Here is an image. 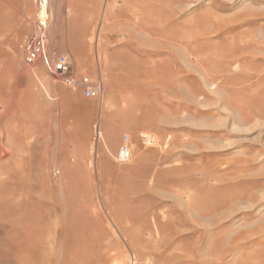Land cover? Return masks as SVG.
Instances as JSON below:
<instances>
[{
  "label": "rangeland",
  "instance_id": "rangeland-1",
  "mask_svg": "<svg viewBox=\"0 0 264 264\" xmlns=\"http://www.w3.org/2000/svg\"><path fill=\"white\" fill-rule=\"evenodd\" d=\"M132 1L0 0V147L27 158L26 180L0 168V264H264V0Z\"/></svg>",
  "mask_w": 264,
  "mask_h": 264
},
{
  "label": "bare ground",
  "instance_id": "bare-ground-1",
  "mask_svg": "<svg viewBox=\"0 0 264 264\" xmlns=\"http://www.w3.org/2000/svg\"><path fill=\"white\" fill-rule=\"evenodd\" d=\"M117 1L118 0H110V3H111V6L112 7H116V5L118 4L117 3ZM124 2H126L122 7H119V8H117L118 9V11H120V12H118V13H120V15L121 14H123V13H130V12H132V11H135V5H134V3H133V1L132 0H124ZM134 9V10H133ZM148 11V10H147ZM150 11V10H149ZM157 11H158V9H157ZM162 12H163V9L160 7L159 8V11H158V17L157 18H150L149 19V22H148V19H147V22L148 23H150V25L153 23H156V24H154V25H156V27H157V29H158V31H160V32H163V33H165L166 32V27L163 25L164 23H165V21H163L162 22V16H161V14H162ZM160 13V14H159ZM152 17H156V16H152ZM160 20L159 21V23H158V21L157 20ZM106 20V19H105ZM156 20V21H155ZM162 25V26H161ZM94 38V37H93ZM93 41H94V39H93ZM90 43H91V41H90ZM127 49H128V46H121V47H119V50H118V52L114 55L115 57L114 58H117V61L118 60H120V59H118L119 58V56L121 57L122 56V58L123 59H125L123 62V65L121 66V69H127L128 67H130V65H131V61H130V55H128L127 53H126V51H127ZM130 54V53H129ZM82 55V54H81ZM121 58V59H122ZM116 60V59H115ZM119 62V61H118ZM122 63V62H121ZM119 69V68H118ZM117 70V69H116ZM122 71V70H121ZM22 73V72H21ZM23 74V73H22ZM26 75V78H28L27 80V82H28V84H30V92H32V90H31V88H32V81H31V76H30V74H25ZM42 79H43V77H41ZM120 79V78H119ZM116 88H117V86H116ZM120 88V87H119ZM118 88V89H119ZM121 89V88H120ZM116 91V90H115ZM110 94V93H109ZM62 97V100L63 101H68V99H69V96L67 95V94H63V96H61ZM65 106H67V105H65ZM101 113V112H100ZM63 119H65V115L63 116V118H62V122H64L63 121ZM60 121V120H59ZM62 127H63V125H62ZM102 130V129H101ZM101 130H100V125H98L97 127H96V134L98 135V137H99V139H100V137H101ZM103 133V132H102ZM78 136V135H77ZM75 138H76V136H75ZM77 139V138H76ZM75 139V140H76ZM19 142V139H17V138H14L13 137V135H9V136H7V140H6V143L8 144L5 148H3L2 146L0 147V154L1 155H4L5 156V154L6 153H9V157L5 160V163L3 164V163H0V168H2V167H8V168H13V170H14V179H16L17 181H22V180H26V175H24V174H26V173H24V169L26 170V168L24 167V165H25V161H26V159L27 158H25L26 156H25V151L23 150H21L18 146H14L15 144H17ZM75 142V141H74ZM26 144V143H25ZM24 145V144H23ZM74 145V144H73ZM21 146V145H20ZM75 146L76 147H78V148H83L85 145H84V140L82 141V140H78L76 143H75ZM69 147V144L67 143V142H65V140H63L62 139V141H61V143H60V150L61 151H64L65 149H67ZM1 155H0V162H1ZM27 155V154H26ZM3 156V157H4ZM157 160V159H156ZM158 160H159V158H158ZM153 161H154V159H153ZM4 162V161H3ZM24 173V174H23ZM4 180V179H3ZM2 183V182H1ZM0 183V184H1ZM46 187H47V185H46ZM168 187V186H167ZM49 188V187H48ZM166 188V187H165ZM5 189H6V187H5ZM48 190H50V189H48ZM54 191V190H53ZM55 192V191H54ZM53 192V193H54ZM2 194V193H1ZM48 194V193H47ZM251 195V194H250ZM240 198H241V196H239ZM242 197H244V195H242ZM250 197V196H249ZM248 197V198H249ZM228 200V199H227ZM238 202H239V198L238 199H236ZM241 200H243V199H241ZM236 201V202H237ZM229 202H230V200H229ZM237 202V203H238ZM51 203H52V201H51ZM50 203V204H51ZM48 204V203H47ZM46 204V205H47ZM232 204V203H231ZM231 204L228 206V207H230L231 206ZM233 204H235V203H233ZM48 206V205H47ZM46 207V206H45ZM227 207V208H228ZM44 208V207H43ZM3 210V209H2ZM28 210V209H27ZM38 210V209H37ZM48 209H46V211H47ZM53 210V209H52ZM222 210V209H221ZM29 211V210H28ZM36 211V210H35ZM33 212H34V210H33ZM29 213V212H28ZM30 214V213H29ZM37 214H38V211H37ZM30 217H31V214H30ZM1 218V217H0ZM26 220H28V219H26ZM30 221H31V219H29ZM40 226V225H39ZM15 228V227H14ZM51 230H53L52 229V227H51ZM45 231V230H44ZM49 231V230H48ZM125 232V231H124ZM41 233V232H40ZM45 233H47L46 231H45ZM120 233H121V231H120ZM24 235V234H23ZM41 235V234H40ZM162 235H163V233H162ZM26 236V235H25ZM122 236L124 237V239H125V241H126V244H127V246H129L130 247V249L132 250V251H136V245H138L139 247L142 245V243L143 242H141V241H139V242H137V244H136V240L133 238V236H128L127 234H122ZM41 237V236H40ZM163 237V236H162ZM161 237V238H162ZM161 240V239H160ZM171 240V239H170ZM173 240V239H172ZM34 241V240H33ZM119 240L117 239V237L116 238H114V240L112 241L113 243H115L116 244V242H118ZM164 241V240H163ZM167 241V240H166ZM169 241V240H168ZM35 242H36V240H35ZM149 242V241H148ZM172 242V241H171ZM144 243H147V241L146 242H144ZM164 243H166V242H164ZM136 244V245H135ZM154 244H155V241H154ZM158 244H160V243H158ZM163 244V243H162ZM166 244H170V243H166ZM39 245V244H38ZM157 245V244H156ZM155 245V246H156ZM41 246V245H40ZM121 246V245H120ZM147 246V245H146ZM149 246V245H148ZM161 245H159V247H160ZM25 247V246H24ZM110 247V246H109ZM113 247H115V245L113 246ZM117 247V246H116ZM139 247H137V248H139ZM145 246H143L142 248H144ZM164 247V246H163ZM22 248V247H21ZM11 250V249H10ZM22 250V249H21ZM30 250V249H29ZM39 250V249H38ZM137 250H139V249H137ZM147 250V249H146ZM149 250V249H148ZM16 251V250H15ZM25 252V251H24ZM30 252V251H29ZM28 252V253H29ZM32 252V251H31ZM30 252V253H31ZM107 252V251H106ZM137 252V251H136ZM20 253H22L21 251H20ZM26 253V252H25ZM34 253H36V252H34ZM140 253V252H139ZM141 254H143V251H141ZM141 254H136V257L135 258H133L132 259V261H130L129 259H128V256L126 255V261H128L127 263H129V264H145V259H143V257L144 256H146L147 257V255H145L144 254V256L143 255H141ZM33 255H35V254H33ZM8 256V255H7ZM29 256V255H28ZM27 256V257H28ZM105 256V255H104ZM154 256V255H153ZM149 258V257H148ZM154 258V257H153ZM105 259H108L109 261H110V263L111 264H117V261L115 260V258H114V256H106V258ZM124 259V260H125ZM26 260H31L30 259V257L28 258V259H26ZM32 260H33V258H32ZM103 260L104 259H102V262H103ZM130 261V262H129ZM152 261V260H151ZM109 263V264H110ZM153 263V262H152ZM151 264V263H150Z\"/></svg>",
  "mask_w": 264,
  "mask_h": 264
},
{
  "label": "built area",
  "instance_id": "built-area-1",
  "mask_svg": "<svg viewBox=\"0 0 264 264\" xmlns=\"http://www.w3.org/2000/svg\"><path fill=\"white\" fill-rule=\"evenodd\" d=\"M44 4V0H41ZM45 19L40 23V27L44 28ZM33 44L43 43V35L39 34L37 39H34ZM30 60L35 57V53L31 51V46L28 47ZM53 73L64 83L65 86L69 88L79 87L82 91V95L85 99H92L99 97L102 94V89L100 85H94L88 77H82L80 79H75L70 76V66L65 55L58 56L53 64ZM131 158V152L128 145V138L125 136L123 138L122 145L119 148L118 160L120 162H127Z\"/></svg>",
  "mask_w": 264,
  "mask_h": 264
},
{
  "label": "crops",
  "instance_id": "crops-1",
  "mask_svg": "<svg viewBox=\"0 0 264 264\" xmlns=\"http://www.w3.org/2000/svg\"><path fill=\"white\" fill-rule=\"evenodd\" d=\"M114 55H115V54H111V56H110V60H111L110 68H111V69H114V67H115V64H114V63H116V60H115V58H114ZM116 65H117V64H116ZM116 76H117V74H113V76L111 77V81L107 83V86H109L110 91L114 90L113 88L118 84V83H117V80L115 79ZM99 79H100V78H99ZM126 83H127V82H126ZM82 106H83V105H81V106H77V108H80V109H81ZM84 116H85V115H84ZM116 136H117V134H116Z\"/></svg>",
  "mask_w": 264,
  "mask_h": 264
}]
</instances>
